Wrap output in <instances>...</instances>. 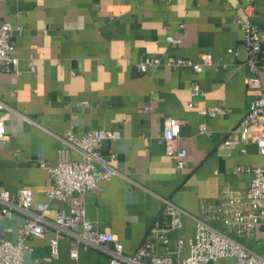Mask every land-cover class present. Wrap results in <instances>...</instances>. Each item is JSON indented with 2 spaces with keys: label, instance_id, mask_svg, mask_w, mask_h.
I'll return each instance as SVG.
<instances>
[{
  "label": "crops",
  "instance_id": "crops-1",
  "mask_svg": "<svg viewBox=\"0 0 264 264\" xmlns=\"http://www.w3.org/2000/svg\"><path fill=\"white\" fill-rule=\"evenodd\" d=\"M243 6V0H0V22L13 26L11 55L17 60L16 72L0 70V115L7 136L0 143V188L28 187L32 205L47 201L44 216L50 223L47 237L26 239L30 250L23 264H109L105 253L75 246L72 237L55 234L51 225L66 203L44 197L47 168L54 165L59 137L67 129L75 136L89 129L119 133L99 147L104 156L113 155L114 173L97 180L94 191L80 199L85 217L97 230L110 231L124 253L163 218L162 201L168 199L184 212L182 225L165 232L166 242L156 253L177 264L188 254L195 217L221 201L223 192L247 189L251 173L237 167L263 168L264 155L251 142L229 149L220 145L235 137L233 130L257 92L244 85L246 50L235 22L244 18ZM253 13L264 42V0H255ZM144 55L192 62L207 56L210 63L197 71L160 64L139 73L135 63ZM257 76L264 91V49ZM194 83L198 93L190 95ZM214 106L222 113H199ZM165 116L182 121L181 168L163 153ZM70 156L79 159L73 152ZM22 220L16 211L0 214V239L15 241ZM205 221L224 232L216 219ZM261 235L256 228L248 236ZM53 236L55 256L48 247Z\"/></svg>",
  "mask_w": 264,
  "mask_h": 264
},
{
  "label": "built area",
  "instance_id": "built-area-1",
  "mask_svg": "<svg viewBox=\"0 0 264 264\" xmlns=\"http://www.w3.org/2000/svg\"><path fill=\"white\" fill-rule=\"evenodd\" d=\"M244 18H236L235 22L243 33V44L246 50L244 65L248 74L244 77L246 88L257 92L249 101L247 111L238 121L233 130L235 137L225 138L220 145L229 149L239 142H251L258 154L264 155V91L261 89L257 72L262 64L264 42L259 37L254 21L255 0H243ZM12 24L0 22V70L8 69L16 72L17 60L11 55L13 46L10 35ZM166 41L176 43L172 36H166ZM209 57L203 56L199 62H192L182 57L167 56L163 61L157 55H144L136 63L139 73L147 71L151 66L163 64L170 69L188 66L197 71L201 65L209 64ZM198 93L197 84H193L190 95ZM191 105V103H188ZM3 104L0 102V109ZM201 115H216L222 109L214 106L208 110L201 109ZM181 120L165 116L162 123L161 142L163 153L173 158L176 168L183 166L185 149L177 145ZM203 131L204 126L200 125ZM118 131L105 129H89L80 136H75L67 129L60 139V145L55 151V163L47 168L49 188L44 191L47 200L66 203L58 208L51 225L55 234L65 232L73 238L75 246L83 249L99 250L107 255L109 264H170V257L157 254L156 247L165 244V232L168 229H179L182 225L181 208L168 199L162 201V219H156L142 242L130 253H124L114 235L108 230H97L85 217V208L80 197L96 188L99 179L107 180L114 173L109 161L112 154L104 156L100 144L105 139H115ZM3 115H0V143L6 139ZM78 155L72 159L70 153ZM238 171H249L251 178L243 193L225 191L222 200L203 209L194 219L193 237L188 242V254L177 264H221L220 260H232L234 264H264V257L257 254L238 241L227 236L225 232L210 226L206 217L219 221L227 231L235 234H250L259 228L264 235V167L241 168ZM47 201L31 204V192L28 187H19L12 192L0 188V214L9 217L14 211L23 215L15 241L0 239V264H23L24 256L30 247L26 239L31 236L47 237L48 223L44 212ZM181 241L177 240L178 251ZM49 252L57 253V239L48 238ZM70 256H76L75 247L70 250Z\"/></svg>",
  "mask_w": 264,
  "mask_h": 264
},
{
  "label": "rangeland",
  "instance_id": "rangeland-1",
  "mask_svg": "<svg viewBox=\"0 0 264 264\" xmlns=\"http://www.w3.org/2000/svg\"><path fill=\"white\" fill-rule=\"evenodd\" d=\"M224 232L229 236L230 238L238 241L242 245H244L246 248L250 249L251 251L260 254L263 256L264 254V235H261L256 239L255 237H249L247 234H235L232 231H227V229L223 226L222 227ZM219 263L221 264H234L233 262L229 260H220Z\"/></svg>",
  "mask_w": 264,
  "mask_h": 264
}]
</instances>
